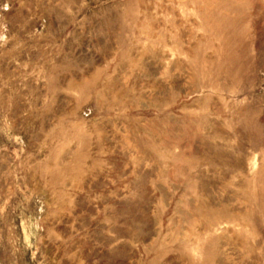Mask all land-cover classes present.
Instances as JSON below:
<instances>
[{
	"label": "rangeland",
	"instance_id": "obj_1",
	"mask_svg": "<svg viewBox=\"0 0 264 264\" xmlns=\"http://www.w3.org/2000/svg\"><path fill=\"white\" fill-rule=\"evenodd\" d=\"M0 264H264V0H0Z\"/></svg>",
	"mask_w": 264,
	"mask_h": 264
}]
</instances>
